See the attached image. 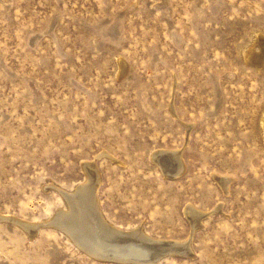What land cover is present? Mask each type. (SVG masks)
Listing matches in <instances>:
<instances>
[{"label": "rangeland", "instance_id": "obj_1", "mask_svg": "<svg viewBox=\"0 0 264 264\" xmlns=\"http://www.w3.org/2000/svg\"><path fill=\"white\" fill-rule=\"evenodd\" d=\"M262 36L264 0H0V217L45 225L0 218V264H129L46 225L90 178L189 241L158 264H264Z\"/></svg>", "mask_w": 264, "mask_h": 264}, {"label": "bare ground", "instance_id": "obj_2", "mask_svg": "<svg viewBox=\"0 0 264 264\" xmlns=\"http://www.w3.org/2000/svg\"><path fill=\"white\" fill-rule=\"evenodd\" d=\"M261 39L259 44H261L260 47L262 52L256 55V60H261L264 56V36H262ZM255 59L253 60L255 61ZM93 165L92 167H94ZM180 167H182V164L179 165V168ZM89 169L90 168H88V170ZM217 179L222 183V186H224L223 188L227 189L231 180H226V177L222 176H217ZM94 188V183L90 178L88 182L80 183L74 190L70 191V193L67 192L68 190L66 192L62 191L64 197L67 199L70 210L67 211L66 208L63 209L62 205V209L56 211L54 218L46 222V225L54 224L61 227L68 233V238L75 239L81 246L87 245V251L91 256L95 255L112 261L121 260L129 264H158L164 256V258H167L166 254L175 252L179 244H183L186 249L189 248V241L184 243L172 240L171 242H166L161 240V237L156 239V237L153 238L145 234L143 232L144 228L140 230H134L132 228L133 231H126L113 226L104 216L105 214H103L101 210L102 207L99 204ZM191 213L198 216L194 211H191ZM0 218H11L10 220L15 221L16 224L30 232V236H34L40 227L44 225L43 223H39L40 221L37 223L29 222L25 219H17L11 215H4ZM196 225H193L191 234H193Z\"/></svg>", "mask_w": 264, "mask_h": 264}]
</instances>
